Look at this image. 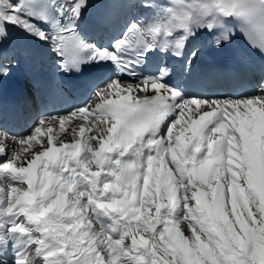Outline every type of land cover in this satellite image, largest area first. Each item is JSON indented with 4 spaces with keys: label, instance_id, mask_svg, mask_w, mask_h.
<instances>
[{
    "label": "snow or ice",
    "instance_id": "6c2138e0",
    "mask_svg": "<svg viewBox=\"0 0 264 264\" xmlns=\"http://www.w3.org/2000/svg\"><path fill=\"white\" fill-rule=\"evenodd\" d=\"M14 34L93 75L83 106L0 126V264H264V70L209 98L170 64L241 37L264 58V0H0V84Z\"/></svg>",
    "mask_w": 264,
    "mask_h": 264
},
{
    "label": "bare ground",
    "instance_id": "6f19581e",
    "mask_svg": "<svg viewBox=\"0 0 264 264\" xmlns=\"http://www.w3.org/2000/svg\"><path fill=\"white\" fill-rule=\"evenodd\" d=\"M24 55L34 57L35 60H40V64L35 62V65L37 67L45 66L47 65L48 62L51 61V55L45 49H42L40 51H35L34 49H26L24 51ZM200 79H201L200 73L194 69V70H191L190 75L187 79V82H192V81L198 82ZM67 135H69V132L58 133V138L62 139L64 136H67ZM77 138H79V136H77ZM70 140H71V137H69V142ZM56 142H57V139L54 138V143Z\"/></svg>",
    "mask_w": 264,
    "mask_h": 264
}]
</instances>
